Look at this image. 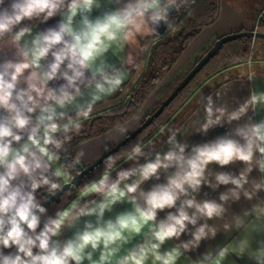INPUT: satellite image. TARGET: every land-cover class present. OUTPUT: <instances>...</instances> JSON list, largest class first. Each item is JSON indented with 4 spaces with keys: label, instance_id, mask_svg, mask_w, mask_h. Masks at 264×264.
<instances>
[{
    "label": "clouds",
    "instance_id": "9594fccd",
    "mask_svg": "<svg viewBox=\"0 0 264 264\" xmlns=\"http://www.w3.org/2000/svg\"><path fill=\"white\" fill-rule=\"evenodd\" d=\"M107 2L115 7L93 18L104 0H0V264H178L185 253L221 230L242 234L231 247L208 251L192 264H223L230 253L247 254L254 264H264V241L251 247L254 235L264 234V200L258 197L264 191V120L252 122L251 117L232 133L190 151L186 142L178 141L179 129H167L166 152L151 142H137L126 152L108 156L98 179L81 185L66 207L47 215L37 190L55 196L70 183L85 152L81 149L69 158L67 145L80 135L96 105L120 90L131 70L140 69L137 56L144 49L138 37H158L162 25L174 30L171 13L194 0ZM58 16L55 25L40 31L23 23L43 24ZM251 47H256L255 36ZM109 53L118 62H111ZM247 64L251 68V55ZM247 79H253L251 72ZM199 103L204 120L193 119L192 124L207 133L264 108V93L253 91L231 111L216 106L212 94L202 95ZM115 131L126 136L129 127ZM121 159L132 165L116 170ZM237 161L245 165L238 175L209 170L212 163L223 167ZM254 169L259 178H250ZM161 172L166 182L147 191L141 187L153 178L160 180ZM202 185L213 190L232 187L221 192L217 202L196 198ZM71 195L70 188L64 192L65 197ZM242 196L256 203L229 216L227 205ZM124 201L132 205L130 210L105 219L106 211ZM165 209L175 211L158 220V212ZM83 217L95 219L76 227ZM65 228L76 230L61 241ZM184 233L191 238L180 240ZM136 236H142V242L126 248ZM172 238L180 243L162 251ZM4 249L14 251L5 254Z\"/></svg>",
    "mask_w": 264,
    "mask_h": 264
},
{
    "label": "crops",
    "instance_id": "0c3cea01",
    "mask_svg": "<svg viewBox=\"0 0 264 264\" xmlns=\"http://www.w3.org/2000/svg\"><path fill=\"white\" fill-rule=\"evenodd\" d=\"M7 3V0H6ZM264 3V0H220L219 2V13L217 19L209 26L204 28L187 46L181 57L174 64V66L167 73L165 78L163 79L162 84L167 82L187 61H189L195 53L199 50L200 47L209 43L215 38L222 37L227 34L240 32L243 28L246 30L251 26L249 24V20L252 15V11L256 10L259 6ZM115 7L104 0L102 7L99 9H94L92 12V17L95 18L98 15H101L102 12L108 8ZM60 17L51 18L47 23H39L38 21L30 22L25 21V24H32L34 31L44 30L45 28L55 25ZM169 28L167 32L169 33ZM261 32H264L261 31ZM167 33V34H168ZM160 37V36H158ZM139 45L144 49L142 53L137 56V63L140 64V69H133L130 71L128 79L121 85V87L125 86L126 95L134 88L137 84L138 80L142 77L146 70L148 58L150 55V50L153 44L155 43V36L152 37H138ZM260 48L258 51V55L252 57V65L249 68L247 61L239 62L233 65L224 67L219 70L215 74L208 77L204 82L189 96L187 100L159 127L156 128L154 132H152L142 143L144 145H149V142L153 143L157 147V151L166 152L168 150V145L165 143L168 135V128L179 129L181 130L178 133L177 139L180 142H186L189 145V148L186 151H190L191 147L194 145H200L206 142H210L215 140L217 137L225 136L227 134L232 133L233 129L238 124H243L248 122V118L251 117L252 122H259L260 120H264V108H258L255 112L249 111L245 117H243L240 121H234L232 124H224L223 126H216L212 129H209L207 133L197 131L198 125L192 124L193 119H199V121L203 122L204 120V110L201 107L199 101L201 96H208L209 94L213 95V100L216 106L226 105L228 109L234 110L239 106L240 103H243L247 98L250 97L253 91L257 93H264V43L258 44ZM9 57L11 53H8ZM3 56H0V61H2ZM109 59L111 62H118V58L113 54L109 53ZM249 72L252 73L253 79L248 80ZM62 83V81H61ZM56 82H51V86H55ZM220 91V96L217 97L215 93ZM199 93L198 97H195L196 93ZM109 98V97H108ZM107 99V98H106ZM155 103V96L152 94L144 103V105L137 111V113L127 122L121 125H128L129 133L134 130L137 126H139L142 121L145 119V116L149 109ZM198 112L197 117L194 116L195 113ZM138 118V119H137ZM119 125V126H121ZM119 126L113 128L109 132L93 138L87 142H84L76 147V152L81 149L84 150L85 156L81 161V165H89L92 163L97 157L105 153L112 146L118 143L126 136H120L118 132L115 131ZM163 129V130H162ZM154 158V157H153ZM144 159L141 158L140 163H144ZM132 165L131 161L123 160L119 164H117L118 170L121 168H128ZM245 165L243 162H235L228 166H219L216 163H212L209 165V170L214 172H231L233 174H239V171ZM173 170H169L171 172ZM113 178L115 177V172H113ZM166 174L161 172L160 180H156L155 178L146 181L141 187L144 190H150L153 184L156 183H164ZM261 173L258 169H254L250 174V178H259ZM232 187L231 185H221L218 189L213 190L206 185L201 186V190L196 194V198L198 200H216L219 202V195L221 192L227 190V188ZM258 197L261 200H264V191L258 193ZM76 198V197H75ZM74 198V199H75ZM92 198L99 199V197L93 196ZM71 202V201H70ZM256 200L248 201L243 196L239 202H229L227 207L229 208L228 215L232 214H242V212L246 209H249ZM67 206V205H66ZM65 206V207H66ZM132 205L127 201L118 202L113 206L111 212H105V219L114 218L117 214L122 213L124 211L130 210ZM175 211V209H165L164 211L158 212L157 219H163L167 212ZM94 217H83L81 218L80 223L76 226L79 228L83 227V224L86 220H93ZM203 221H201L202 223ZM209 224H219L220 221L210 220ZM190 230L192 226H189ZM76 228H65L61 235L58 237L61 241L70 238ZM241 232L233 231L230 234H226L224 231L218 232L215 238L206 239L201 241L200 246L190 252L184 254L178 264H192L193 261L201 258L203 254L208 251H215L219 248L225 247L227 244L231 243L234 239H237L241 236ZM142 236H136L133 240L126 245V248L133 247L135 244L142 242ZM190 235L188 233L182 234L180 240H188L190 239ZM180 240H176L172 238L169 241H166L162 246V251L168 250L171 247L180 243ZM264 241V234H255L254 238L251 242V247L253 249L259 247V242ZM231 247V244L228 245ZM223 264H254V261L251 260L247 254L237 255L234 253H230L224 260Z\"/></svg>",
    "mask_w": 264,
    "mask_h": 264
},
{
    "label": "trees",
    "instance_id": "16d2710c",
    "mask_svg": "<svg viewBox=\"0 0 264 264\" xmlns=\"http://www.w3.org/2000/svg\"><path fill=\"white\" fill-rule=\"evenodd\" d=\"M220 0H194L187 8H181L176 11L170 20L174 26L168 34L163 37L155 36V43L151 47L146 70L138 80L134 88L126 95L125 86L121 87L109 98L99 102L93 112L91 119L85 121L84 128L80 135L73 136L68 147V157H74L76 147L93 138L101 136L113 128L129 121L137 111L144 105L146 100L154 94L155 103L147 112L145 118L150 116L172 93L181 80L192 69V67L204 56L213 43L219 39L215 38L209 43L203 45L195 55L187 61L167 82L161 85L163 79L181 57L191 41L207 26L211 25L218 17ZM264 3L252 11L249 24L258 19L259 31L264 30V14L260 15ZM243 28L241 31H245ZM253 39L239 38L224 44L203 66V68L189 81L177 96L164 108L162 113L146 128H144L134 139L130 140L125 146L120 148L116 154L126 152L130 147L143 142L152 131L156 124L166 120L177 106L193 91L201 82L211 75L215 74L224 67L244 61L251 55L255 57L256 50L252 49ZM256 48L260 49L258 44L264 43L263 39H255ZM264 50V49H263ZM144 121V120H143ZM142 121V122H143ZM64 154H62V161ZM83 166L77 165L72 177L78 174ZM104 169V161L95 167L88 175L80 178L76 184L70 187L72 195L65 197L64 192L54 201L47 204V215L54 216L56 211L65 207L68 202L73 200L81 185L99 177ZM68 191V189L66 190ZM65 191V192H66ZM44 189L37 190V198L44 200ZM43 220V218H42ZM42 227V225H41ZM14 251V249H4L5 254ZM36 251V250H34Z\"/></svg>",
    "mask_w": 264,
    "mask_h": 264
},
{
    "label": "water",
    "instance_id": "95a60500",
    "mask_svg": "<svg viewBox=\"0 0 264 264\" xmlns=\"http://www.w3.org/2000/svg\"><path fill=\"white\" fill-rule=\"evenodd\" d=\"M176 14V11H173L171 13V16H174ZM167 26L162 25L159 29V35L160 37L165 36L167 32ZM171 30V29H170ZM169 30V31H170ZM255 36V39H263L264 40V32L258 31H240L236 33H231L224 35L217 39L213 45L210 47V49L204 54V56L192 67V69L186 74V76L181 80V82L178 84V86L172 91V93L163 101V103L150 115L147 116L144 121L131 133H129L126 137H124L122 140H120L118 143H116L114 146H112L109 150H107L104 154H102L100 157H98L96 160H94L91 164L88 166L82 168V170L72 177L70 183L65 186L64 191L58 192L55 196H49L47 192L43 193L44 197H48L46 200L44 199L41 203L42 206L45 207L47 204L51 203L55 199H57L63 192H65L67 189H69L71 186L76 184L78 180L86 175H88L95 167H97L99 164H101L108 156L113 155L116 153L120 148L125 146L130 140L134 139L144 128L148 127L164 110L165 107L169 105V103L177 96V94L189 83V81L203 68V66L208 62V60L227 42H230L235 39L239 38H249L253 39Z\"/></svg>",
    "mask_w": 264,
    "mask_h": 264
},
{
    "label": "rangeland",
    "instance_id": "374dc122",
    "mask_svg": "<svg viewBox=\"0 0 264 264\" xmlns=\"http://www.w3.org/2000/svg\"><path fill=\"white\" fill-rule=\"evenodd\" d=\"M248 29H249V28H248ZM257 47H258V46H257ZM255 50H256L257 52H256V54H254V55H258L257 53H258L259 49L255 47ZM247 60H248V58L245 59L244 61H240V63H241V62H242V63H243V62H246ZM238 63H239V62H238ZM232 65H233V64H232ZM203 82H204V81H203ZM203 82H201L196 88H194L193 91L191 90L190 94L186 96V98H185V99H184V100H183V101L177 106V108L172 112V114H173V113H174V112H175V111H176V110H177V109H178V108L184 103L185 100H187V99L189 98V96H190V95H191V94H192V93H193V92H194V91H195V90H196V89H197V88H198ZM198 95H199V93L197 92V93L195 94V97H196V96L198 97ZM197 97H196V98H197ZM172 114H171V115H172ZM171 115H170V116H171ZM170 116H169V117H170ZM169 117H168V118H169ZM168 118H167V119H168ZM167 119H166V120H167ZM166 120H164L163 122H160V123L156 124L152 129H150V131L154 132V131L156 130V128L159 127L161 124H163ZM137 127H138V126H137ZM137 127H136V128H137ZM136 128H135V129H136ZM135 129H134V130H135ZM134 130H132V131H134ZM132 131H131V132H132ZM150 134H151V133H150ZM150 134H149V135H150ZM103 154H104V153H103ZM100 156H101V155H100ZM100 156H99V157H100ZM97 158H98V157H97ZM95 160H96V159H95ZM122 161H123V159H121L120 161H118V164H119L120 162H122ZM90 164H91V163H90ZM85 166H88V165H85ZM98 178H99V177H97L96 179H98Z\"/></svg>",
    "mask_w": 264,
    "mask_h": 264
},
{
    "label": "built area",
    "instance_id": "2783aa9c",
    "mask_svg": "<svg viewBox=\"0 0 264 264\" xmlns=\"http://www.w3.org/2000/svg\"><path fill=\"white\" fill-rule=\"evenodd\" d=\"M262 14H264V6H263V9H262L260 15H262ZM259 17H260V16H259ZM259 17L256 19L255 22H253V23L251 24V26L249 27V29H247L248 31L257 32V31H256V28H257V25H258V19H259Z\"/></svg>",
    "mask_w": 264,
    "mask_h": 264
}]
</instances>
